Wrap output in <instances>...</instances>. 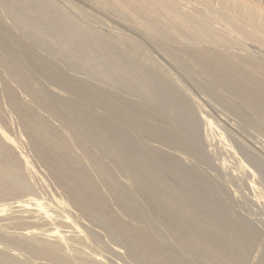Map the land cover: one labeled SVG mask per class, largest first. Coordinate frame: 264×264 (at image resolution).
<instances>
[{"label": "bare ground", "instance_id": "bare-ground-1", "mask_svg": "<svg viewBox=\"0 0 264 264\" xmlns=\"http://www.w3.org/2000/svg\"><path fill=\"white\" fill-rule=\"evenodd\" d=\"M54 1L0 0V12L6 13L15 30L50 47L49 53L46 50L50 59L29 50L28 44L13 35L11 24L0 17V264H45L42 260L52 264H112L104 240L124 249V256L121 251L115 253H122L123 263L184 264L171 256L158 238L170 239L177 247L186 248L189 255L200 254L203 264H256L258 260L264 264V258L260 260L264 244H255L253 238L257 237L249 234L250 225L236 218L234 209L226 208L228 203L217 201L218 210L211 207L213 213L204 211L206 216L190 213L197 202L211 199L213 193L201 198L188 191L186 184L206 187L211 179L204 181L205 175L198 177L197 170L187 171L184 186L179 187L162 175L172 167L167 163L172 158L156 165L138 162L160 147L180 150L178 166L169 168L170 175H178L184 171V163L198 159L200 147H205V155L218 161L217 177H224L232 199H247L264 220V146L258 140L259 147L254 146L243 137L239 125L228 123L225 114L212 116L210 104L202 99L205 92L211 94L209 89L201 86L193 91L187 84H177L178 74L174 73L181 70L208 79L215 91L219 89L215 102H223L247 123L253 122L249 113L254 112L264 126V0H87L99 2L101 12L77 0L64 1L59 7ZM109 13L117 15L114 19L119 21ZM146 44L163 45L155 52L159 67L149 66L139 56L149 50ZM247 44H253L258 52ZM54 58L110 83L117 91L143 94L140 101L134 92L135 100L124 101L126 108H133L138 100L147 108L164 106L166 114L175 116L179 108L193 105L195 109L187 110L178 126H153L151 122L159 123L163 113L147 116L142 112L144 119L142 115L138 118L140 114L119 113L111 103L99 102L90 95L94 93L70 84L54 66ZM30 64L49 74L46 79L54 86L49 92L35 83ZM80 101L96 103L107 120H98L99 114L81 106ZM62 107H67L69 114L61 115ZM75 113L86 121H79ZM115 123L138 140L125 137L132 140L131 146H126V140L118 141L106 128ZM183 128L192 139L188 146L180 141L181 133L174 136V131L179 133L176 129L181 132ZM197 129H201L200 137ZM127 147L142 151V155H127L132 154ZM92 149L109 158L117 171L93 157ZM32 151L45 170L38 169L41 166L33 161ZM74 151L87 156L86 166L72 158ZM143 190L149 197L143 194L145 199L158 202L159 212L162 207L166 215L165 208L172 206V213L184 218L185 224L175 225L178 223L163 219L161 212L150 215L137 200ZM231 242L236 244L228 250ZM251 249L249 261L246 256Z\"/></svg>", "mask_w": 264, "mask_h": 264}, {"label": "rangeland", "instance_id": "rangeland-1", "mask_svg": "<svg viewBox=\"0 0 264 264\" xmlns=\"http://www.w3.org/2000/svg\"><path fill=\"white\" fill-rule=\"evenodd\" d=\"M64 1H72V0H56V1H54V3L55 4H57V6L59 7V5L60 6H63V4L62 3H64ZM59 2V3H58ZM77 2L80 4V5H83V6H87V7H93V8H98V11L99 12H101V9H100V3L99 2H97V1H87V0H77ZM59 4V5H58ZM98 13V12H97ZM2 14H3V16H2ZM108 15V14H107ZM109 15L114 19L115 17H114V15H113V13H112V15L109 13ZM75 16V18H77V20H79V21H84L85 23H88V20H85V19H83V17L81 18V16H79L82 20H80V18L78 17V15L76 16V15H74ZM110 16H109V18H110ZM0 17H1V20L2 21H5L7 24H11V26H9V28L11 29V31L13 32V35L16 37V39L17 40H19V41H21V42H23V43H25V44H28V47H29V50H32V51H34V52H36V53H38L40 56H42V57H45V58H49L48 57V53H49V48L50 47H47V46H44L43 47V44H42V46H41V43L39 42V41H37V39L35 38H33V37H31V35L29 34V37H27L28 35L26 34V33H20V31L19 30H15V26H14V24L7 18V16H6V13H5V15H4V13L2 12H0ZM5 18V19H4ZM111 18V19H112ZM9 20V22H7ZM114 20H117V19H114ZM119 21V19L117 20V22ZM89 24H92V23H89ZM13 25V26H12ZM97 27V26H96ZM98 27L99 28H104L105 26H101V25H98ZM103 28H102V30H103ZM105 29L106 30H108L109 29V27L107 26V27H105ZM133 29V28H132ZM131 29V30H132ZM135 29H133L132 31H134ZM15 31H17V32H15ZM135 33H137V34H139V35H141L142 37H144V38H146L145 37V35H143V34H141V33H139L137 30L136 31H134ZM15 33V34H14ZM32 39V40H31ZM33 44H35V46L33 45ZM147 45V47L149 48V50H148V48L146 47V49L148 50V51H146V50H144V51H141V53L139 54V56L140 57H143L144 58V61L149 65V66H152V65H157L158 67L160 66V59L158 58V56H156V58H158V60L155 58V52H157L158 51V49H156V48H158V47H161V46H163V45H160V44H156V46H155V44H146ZM158 46V47H157ZM247 46H249V48H250V50L252 51H254L255 53H257L258 51L254 48L255 46L253 45V44H247ZM42 47H43V49H42ZM39 50H38V49ZM40 48H41V50H40ZM155 48V49H154ZM164 48L165 49H168V47H166V46H164ZM163 48V49H164ZM49 51H48V50ZM43 50V51H42ZM46 50H47V52H46ZM157 50V51H156ZM40 51V52H39ZM146 51V52H145ZM150 51V52H149ZM45 52V53H44ZM43 53V54H42ZM42 54V55H41ZM46 55V56H45ZM50 56V55H49ZM50 59V58H49ZM55 62H53L54 63V66L56 67V68H58L59 70H61L68 78V82L71 84L72 83V85L73 86H75L76 84V88H78L80 91H84V92H86V93H94V94H90V95H93V97L97 100H99V102H101V101H103V102H108V103H111V105L113 106V108L114 107H116L115 109H117V111H119V113L121 112V114H127V115H135V116H137V114L139 115L140 114V117L138 116V118L140 119L141 118V115H142V117H143V119H144V117L145 116H143V114H145V115H152V114H155L156 112V114H162L163 113V115L161 116V118L163 117V119H161L160 121H159V123L161 124V125H159V123L158 122H151L152 123V125L153 126H165V127H169V125L170 126H178V122H179V120H180V118H182V117H184L185 115H188V112H187V110H194L195 109V106H193V105H191V106H189V107H186V108H179V113H178V115L176 114V116L174 115V114H166L167 113V110H166V108L164 107V106H152L151 108H147V107H144V106H142L141 105V103L139 104V101L137 100L135 103H133V108L131 107L130 109H129V107H125L126 105L124 104V101H126V100H135V99H139L140 101H142V99H140L141 98V95H143V94H141L140 96L138 95V94H140V93H137L136 91H129L128 89H127V91L126 90H123V89H118L119 91H117L115 88V86H114V88H113V85L112 86H110L111 84L109 83H107L106 82V84H105V82H101V80L99 79V78H97V77H95V76H90L89 74H87V73H85V72H81V71H77V70H75L74 68H72V66H71V63H69V62H64V60H63V62L62 63H60V62H58V59H53ZM57 60V61H56ZM60 61V60H59ZM31 66V67H30ZM60 66H61V68H60ZM29 70H31L30 72L32 73V77L34 78V81H36L35 83L37 84V85H40V87H43L42 89H45V91H47V92H49L48 90H50L51 89V87H54L52 84V86L50 85V83L47 81V79H46V76H48V75H46V73H44V72H42V71H38L37 69L38 68H36V65H34V64H30L29 65ZM41 70V69H40ZM73 70V71H72ZM38 71V72H37ZM75 71V72H74ZM77 71V72H76ZM175 71H177V72H174V73H176V74H178V75H176L177 76V80H176V82L175 83H177V84H187V85H189V86H191V88H192V90L193 91H196L198 88H200L201 86L202 87H206L207 89H209L210 91H211V94L209 95V94H207L206 92H205V94H203V96H202V99L204 100V101H206L208 104H210L209 105V107L211 108V112H212V116H218L220 113L222 114H225L226 116H227V122L228 123H230V124H238L239 125V127H240V130H241V133H242V135H243V137H248V140L251 142V143H253V145L254 146H257V147H259V144H257V142H259V143H262V145L264 146V137H263V135H264V126L262 125V124H259L258 123V121L256 120L257 119V114L256 113H254V112H250L249 113V115H250V117H251V120L253 121L252 123H247L242 117H241V114H239V113H234L233 111H231V109H229L225 104H224V106L222 105V103L220 104V103H218V102H215V99L217 98V93L219 92V89H217V91H215L216 89H214V87L215 86H213V85H211V84H209L208 83V79H204V78H200V77H198V76H194V75H192V74H187V73H184V72H182L181 70H175ZM179 72V73H178ZM37 76H36V75ZM45 74V75H44ZM87 74V75H86ZM72 75V76H71ZM88 76H90V77H88ZM176 76H174V77H176ZM95 77V78H94ZM97 78V79H96ZM172 78V77H171ZM41 79V80H40ZM43 80V81H42ZM71 80H74V82L73 81H71ZM173 80V79H172ZM77 81V82H76ZM75 84V85H74ZM176 85V84H175ZM49 87V88H48ZM176 87H177V85H176ZM94 92H93V91ZM122 90V91H121ZM131 90V89H130ZM92 91V92H91ZM134 92L136 93V96L138 95L139 96V98H137L136 96H135V94H134ZM100 93V94H99ZM121 94V95H120ZM129 94H133L132 96L131 95H129ZM227 94V95H226ZM225 94V96H228L229 95V93H226ZM98 95V96H97ZM117 96V97H116ZM135 96V97H134ZM73 97L74 96H71V99H73ZM129 97V98H128ZM133 97L135 98V99H133ZM121 99V101H120V99ZM28 99V98H27ZM74 99H75V97H74ZM73 99V100H74ZM101 100V101H100ZM123 100V101H122ZM137 102H138V104L139 105H137ZM81 103V104H80ZM79 104L81 105V106H85V107H87V108H89V109H91V111L93 110V111H95V113L94 114H99V115H96L97 116V118H98V120H104L105 119V121L107 120L106 119V115L104 114V116H102L103 115V110L101 109V108H99L100 106H98L96 103H86V102H83V101H80L79 102ZM94 105V106H93ZM141 105V106H140ZM91 106L93 107V108H91ZM96 106H97V108H96ZM154 107V108H153ZM193 107V108H192ZM96 109V110H95ZM120 109V110H119ZM152 109V110H151ZM163 109V110H162ZM99 110H101L100 112H102V115H101V113H99L98 111ZM157 110V111H156ZM96 111L98 112V113H96ZM141 111V113H139ZM154 111V112H153ZM142 112H143V114H142ZM195 112V111H194ZM59 113L61 114V115H63V116H65V115H67V114H69V109L67 108V107H62V108H60L59 109ZM150 113V114H149ZM253 114V115H252ZM101 115V116H100ZM45 116H47V115H45ZM74 116L79 120V121H81V122H84V121H86V119H84L83 117H81V116H79V114L78 113H75L74 114ZM220 116V115H219ZM222 116V115H221ZM105 117V118H104ZM143 119H141V120H143ZM49 120H50V118H49ZM140 120V121H141ZM51 121V120H50ZM162 121V122H161ZM164 121V122H163ZM102 122V121H101ZM104 122V121H103ZM233 122V123H232ZM172 123H173V125H172ZM15 124H17L16 122H15ZM158 124V125H157ZM163 124H165V125H163ZM230 124H227V125H230ZM168 125V126H167ZM16 126V125H15ZM17 127V128H16ZM15 127V129L17 130L18 129V125ZM106 128H107V130L108 131H112L111 133L113 134V136H116V138H117V140L118 141H120L121 139V143L123 142L124 143V141L126 140V138L125 137H127V138H129V139H132V140H135V141H137L138 139V137L136 136L135 137V134L134 133H131L130 131H128V130H126V129H123L121 126H119L117 123H115V124H110V126L108 125V126H106ZM179 133L177 134V132L176 131H174V136H177L178 137V135L180 134V136H179V139H181L180 141H183L182 142V144L183 145H186V146H188L189 145V143H190V141L192 140H189V138H191V137H189L190 136V133H186V132H183V130H184V128L183 129H181V132H180V130H178V129H176ZM198 130V134H199V136L198 137H200V134H201V129H197ZM185 131V130H184ZM124 132V133H123ZM176 132V133H175ZM127 133V134H126ZM189 135V136H188ZM124 136V137H123ZM115 138V137H114ZM183 138V139H182ZM131 140V141H132ZM240 140V139H239ZM258 140V141H257ZM126 141H128V144H126V146H131L132 145V143H130L131 141H129V140H126ZM125 141V142H126ZM257 141V142H256ZM192 142V141H191ZM130 143V144H129ZM148 143H150V142H148ZM152 143V142H151ZM154 143H152V145H153ZM27 146V148H28V144H26ZM154 146H156L155 144H154ZM29 148H30V145H29ZM29 148L27 149L28 150V152H29ZM128 148V147H127ZM133 150H132V149ZM131 148H128L129 150H131V152H132V154H128V152H126V154L127 155H130V156H135V154H136V156H141L142 155V151H139L138 149H137V151L135 150L134 151V148L133 147H131ZM201 148V150H200V156H199V158L198 159H191V161L190 162H187V163H184L185 164V169H184V171L183 172H180L178 175H170V169L172 168V167H176V166H178V162H180L181 160H180V158H182V155H181V152H180V150L178 151H176V150H173V149H169V148H167V147H160L154 154H150V155H146V156H143V158H144V160H140L139 161V159H138V162H140L139 164L140 165H143V161H145L146 163H148V164H150V165H156V164H158V163H161V162H163V161H165L166 162V158L168 157V159H170L171 160V158H172V160H171V162L169 161L168 162V160H167V163H172V164H169V166L171 165L172 167H169V168H167V170L166 171H168V172H166L165 171V173L163 172L162 173V175L163 176H166V177H168L169 179H170V181L172 182V183H174V185L175 184H177L176 186H179V187H183L184 186V179H185V177L187 176V174H188V172L187 171H192L193 172V170H197V172L198 173H196L197 174V176L198 177H200V175H201V177H203V175H205L204 176V179L203 178H201V179H203L204 181H206L207 179L209 180V179H211L210 181H208V185L206 186V187H197V186H195V185H193V184H191V183H187L186 185L187 186H185V188H187V190L189 191H193V193L196 195V196H199V197H206L207 198V196H208V194H210V192H212L213 193V197L211 198V199H209V200H204V201H200V202H197V205H195V207L194 208H192V210H191V214H194V213H196L197 214V212L198 213H204V211L205 212H207V210H209V213H211L212 211H216V209L218 210V207H220L219 205L220 204H218L219 203V201H225L224 203L225 204H229V206H230V208H229V206H228V204H227V206H226V208L227 209H229V210H233L232 212L233 213H235V215H236V218H239L240 220H244V222H245V220L247 221V222H245V223H247L248 225H250V231H249V234H252L253 235V237H257V238H253L251 235L249 236V238H250V240L252 241V239H251V237L253 238V241L255 242V244H257L258 243V245H259V242L261 243H263L264 244V242L262 241V240H264V239H261V238H264V220H263V217L261 216V213H259L258 211H255V210H253V208L252 207H250L249 205V203L247 202L248 200L247 199H238L239 200V202H238V200H236V201H234L233 199H232V196H234V195H231V192H230V187H227V185H226V183L224 182V177L223 176H218L217 177V173H219V170H218V168H217V164H218V161H216L214 158H212L211 156H209V157H207L205 154L206 153H204V152H206V149H205V147H200ZM127 149V151H129ZM93 150V151H92ZM91 151L92 152H90L91 153V155L93 156V157H95V158H99L98 160H101V162L102 163H105V165L108 167V168H110V169H112L113 171H117L116 170V168H115V166L113 165V163H112V161L109 159V158H107L106 156H104L103 157V155H102V152H99V150L98 151H96V149H92ZM133 151H134V153H133ZM168 151V152H167ZM174 151V152H173ZM78 151H74L73 152V155H72V158H74L76 161H78L82 166H86L87 165V156H84L85 154L83 153V152H81L80 151V153H77ZM98 152V153H97ZM130 152V151H129ZM130 152V153H131ZM135 152H137V153H135ZM139 152V153H138ZM96 153V154H95ZM141 153V154H140ZM162 153V154H161ZM97 154H99V156L97 155ZM102 156H101V155ZM104 154V153H103ZM157 154H159V155H157ZM161 154V155H160ZM33 155V156H32ZM97 155V156H96ZM152 155H154V156H152ZM31 157H33V161L36 163L37 161H38V163L37 164H39V165H37V167L38 166H41V168H39L38 167V169L40 170V169H42V170H45V168L43 167V165L39 162L40 160H39V158H38V156L36 155V153H34L33 151L31 152ZM102 159H101V158ZM106 157V158H105ZM38 158V159H37ZM173 158H175V160H173ZM204 158V159H203ZM104 159V160H103ZM220 159V158H219ZM223 159V158H222ZM84 160V161H83ZM177 160V161H176ZM196 160H198V161H196ZM202 160V161H201ZM109 161V162H108ZM161 161V162H160ZM208 161V162H207ZM85 162H86V164H85ZM106 162H107V164H106ZM217 163V164H216ZM109 164V165H108ZM175 164H176V166H175ZM198 165H199V167L201 168H199L198 167ZM194 167H195V169H194ZM186 168H188V169H186ZM213 168H216L215 170H217V171H215ZM205 169V170H204ZM204 170V171H203ZM41 171V170H40ZM202 171V172H201ZM186 172H187V174H186ZM216 173V175H215V173ZM116 173V172H115ZM212 174H213V176H212ZM116 175L118 176V173H116ZM186 175V176H185ZM219 175V174H218ZM210 176H212L213 178H211ZM216 176V177H215ZM119 177H120V175H119ZM209 177V178H208ZM222 177V178H221ZM205 178H206V180H205ZM221 178V179H220ZM173 179V180H172ZM215 179H216V181H215ZM218 179V180H217ZM214 180V181H213ZM220 180H222V181H220ZM217 181H219V182H217ZM215 182V183H214ZM222 182H223V184H222ZM217 183H218V185H217ZM221 183V184H220ZM181 184V185H180ZM183 184V185H182ZM134 185V184H133ZM133 185H131V186H133ZM218 186V187H217ZM131 187L130 186H128V189H130ZM193 188H195L194 190H193ZM205 189V190H204ZM212 189H214V190H212ZM209 190V191H208ZM221 190V191H220ZM228 190H229V192H228ZM143 191H145V190H143ZM143 191H140L141 192V194H139L138 193V195H137V200L141 203V204H143V206L146 208V210H148V213L151 215V214H159L160 212L162 213V207H159V209H161L160 210V212H159V210H158V206L156 207V205H158V202H155V201H150L148 198V195H147V191H145V192H143ZM196 191H198V192H196ZM220 191V192H219ZM244 191V190H243ZM243 193H246V191L245 192H243ZM143 194H144V196H146L147 195V199L151 202H149L147 199H145V197H143ZM216 194V195H215ZM207 195V196H206ZM218 195V196H217ZM215 196H217V198H215ZM221 196V197H220ZM219 197V198H218ZM223 197V198H222ZM222 198V199H221ZM145 199V200H144ZM226 199V200H225ZM230 201H228V200ZM231 199V200H230ZM213 200H214V202H213ZM241 200V201H240ZM144 201H145V204H144ZM212 201V202H211ZM217 201H218V203H217ZM227 201V202H226ZM209 204H208V203ZM245 202H247V203H245ZM200 203V204H199ZM216 204V205H215ZM239 204V205H238ZM161 204H159V206H160ZM204 205V206H203ZM236 206V207H235ZM169 206H167V208H165L166 210H167V213H171V214H169L168 215V217L166 216L167 215V213L165 212V214L166 215H164L163 213H162V215L164 216V218L163 219H165V220H168V221H170V222H177L178 224H175V225H183V224H185L182 220H184V218L182 219L181 218V220H180V218H177L176 216H175V214L174 213H172V210H173V208L174 207H169ZM211 207H212V209H211ZM233 207V208H232ZM235 207V208H234ZM216 208V209H215ZM237 208V209H236ZM166 210H163V211H166ZM169 210V211H168ZM212 210V211H211ZM211 211V212H210ZM235 211V212H234ZM237 211V212H236ZM161 213H160V215H161ZM213 213V212H212ZM253 213V214H252ZM208 215L207 213H204V214H200V215H203V216H206V215ZM260 214V215H259ZM254 215V216H253ZM165 216H166V218H165ZM238 216V217H237ZM173 218H174V220H176V221H174L173 220ZM176 218V219H175ZM179 219V220H178ZM261 221H262V224H261ZM183 222V223H182ZM235 222V224H237V222H236V220L234 221ZM250 224H249V223ZM180 223V224H179ZM213 223H215V225H216V222H214L213 220L211 221V225L213 226L214 224ZM260 223V224H259ZM238 224H239V222H238ZM239 225H241V223L239 224ZM158 226H160V225H158ZM214 227V226H213ZM219 229V228H218ZM220 231V229L218 230V232ZM101 232V231H100ZM215 232H217V230H215ZM217 232V233H218ZM224 232V233H223ZM228 232V231H227ZM221 233H223V235H225V234H227L226 236H228V233H226L225 231H223L222 229H221ZM220 233V234H221ZM219 234V235H220ZM248 234V235H249ZM263 234V235H262ZM262 235V236H261ZM261 236V237H260ZM249 238H247L248 240H249ZM247 240V241H248ZM257 242H256V241ZM261 240V241H260ZM158 241H160L161 242V244H162V246L163 247H167L168 249V251H169V254L171 255V256H173V257H176V259L177 260H179L180 259V261H182L184 264H203V263H200V254H198V253H196V254H190L189 255V253H188V251H187V249L186 248H180V247H177L176 245H174V243H173V241H171L170 239H166V240H164V241H162L160 238H158ZM102 242V240L100 241V243ZM232 243H235V242H231V244L229 243V247H228V250H230V248L231 247H233L232 246ZM252 243V242H251ZM102 244V243H101ZM103 244H107V249H106V251H108V253H109V257L110 258H112L111 259V263L112 264H127L128 262H125V263H123V261L125 260L124 259V257L122 258V257H120V255L124 252V249H119L113 242H107V241H103ZM236 244V243H235ZM253 244V243H252ZM234 245V244H233ZM176 246V247H175ZM257 246V245H256ZM264 246V245H263ZM255 247V246H254ZM234 248V247H233ZM232 248V249H233ZM111 249L112 250V252H111V250L109 251V250ZM225 249H227V246H226V248ZM115 250V251H114ZM121 251L122 253L120 254V255H118L119 254V252L118 251ZM263 251H262V257L260 258V260L262 261L263 260V258H264V249H262ZM116 251H117V255L115 254L116 253ZM254 251V250H253ZM253 251H252V249L250 250V251H248V252H250L251 254L250 255H247L246 256V259H247V257H248V260L250 261V259L252 260V257H253ZM112 253V254H111ZM111 254V255H110ZM113 255V256H112ZM122 256H124V253L122 254ZM177 256H178V258H177ZM251 256V257H250ZM45 264H52V263H50V262H47V261H45V260H42ZM42 262V263H43ZM256 264H260V262H259V260L257 261V262H255ZM128 264H134V263H128ZM136 264V263H135Z\"/></svg>", "mask_w": 264, "mask_h": 264}]
</instances>
